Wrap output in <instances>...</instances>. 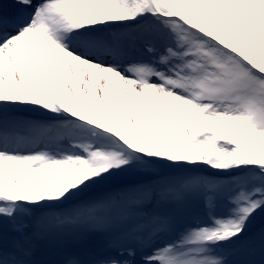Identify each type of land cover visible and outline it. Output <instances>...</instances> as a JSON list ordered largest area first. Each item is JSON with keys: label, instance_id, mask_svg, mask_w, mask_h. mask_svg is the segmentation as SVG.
Wrapping results in <instances>:
<instances>
[{"label": "snow or ice", "instance_id": "6c2138e0", "mask_svg": "<svg viewBox=\"0 0 264 264\" xmlns=\"http://www.w3.org/2000/svg\"><path fill=\"white\" fill-rule=\"evenodd\" d=\"M0 264H264V0H0Z\"/></svg>", "mask_w": 264, "mask_h": 264}]
</instances>
